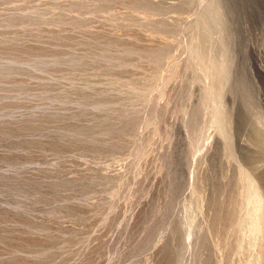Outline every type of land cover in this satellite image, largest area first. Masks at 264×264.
I'll use <instances>...</instances> for the list:
<instances>
[{"label": "rangeland", "instance_id": "374dc122", "mask_svg": "<svg viewBox=\"0 0 264 264\" xmlns=\"http://www.w3.org/2000/svg\"><path fill=\"white\" fill-rule=\"evenodd\" d=\"M232 151L263 190L264 0H0V264H264Z\"/></svg>", "mask_w": 264, "mask_h": 264}, {"label": "bare ground", "instance_id": "6f19581e", "mask_svg": "<svg viewBox=\"0 0 264 264\" xmlns=\"http://www.w3.org/2000/svg\"><path fill=\"white\" fill-rule=\"evenodd\" d=\"M224 10H225V2L224 5L221 6L219 13L221 15H224L223 14ZM231 153L232 154H230V156L233 158V160H235L236 163L237 162L239 163V155L234 151H232ZM239 165L238 166L241 168L242 171V176L245 179L244 181H246L245 183L246 188L242 195L243 196L242 207H244V214L242 215V211H241V214L239 215L240 217L236 219L235 226H233V229H235L239 233H244V234L248 231L249 243L257 244V245L258 243H261V245H264V189L262 190L261 185L256 181L254 175L247 173L245 171L246 168L245 166H244L245 168H243V166L240 163ZM244 234H241V236ZM244 237L245 236H243L241 239L243 240ZM243 241L242 243L239 244L243 245L244 243ZM262 253L261 251L257 253V262L259 264L263 261Z\"/></svg>", "mask_w": 264, "mask_h": 264}]
</instances>
